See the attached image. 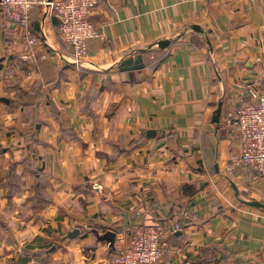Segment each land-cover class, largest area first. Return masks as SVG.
I'll list each match as a JSON object with an SVG mask.
<instances>
[{
	"label": "crops",
	"instance_id": "0c3cea01",
	"mask_svg": "<svg viewBox=\"0 0 264 264\" xmlns=\"http://www.w3.org/2000/svg\"><path fill=\"white\" fill-rule=\"evenodd\" d=\"M89 19L102 40L72 62L43 8L27 38L0 7V264H110L162 221L182 223L159 264H264V213L240 201L261 183L227 124L260 68L264 0H102Z\"/></svg>",
	"mask_w": 264,
	"mask_h": 264
},
{
	"label": "built area",
	"instance_id": "2783aa9c",
	"mask_svg": "<svg viewBox=\"0 0 264 264\" xmlns=\"http://www.w3.org/2000/svg\"><path fill=\"white\" fill-rule=\"evenodd\" d=\"M102 0H0L8 21L30 38L29 15L37 7L55 20L56 42L72 62L87 55L89 40H102L99 30L89 19ZM32 40L29 43L32 44ZM258 72L240 80L234 94L236 106L227 115V124L237 136L240 157L237 165L251 172L254 183H261L260 202L264 203V48L260 52ZM182 222L162 221L137 225L129 230L128 243L116 253L110 264H159L164 238L181 229Z\"/></svg>",
	"mask_w": 264,
	"mask_h": 264
},
{
	"label": "water",
	"instance_id": "95a60500",
	"mask_svg": "<svg viewBox=\"0 0 264 264\" xmlns=\"http://www.w3.org/2000/svg\"><path fill=\"white\" fill-rule=\"evenodd\" d=\"M47 2L50 3V2H52V0H47ZM193 29L199 30L198 27H193ZM169 43H170L169 41H161V42H158L157 45H158V47L163 49V48H167ZM141 53L142 52H139V54L135 58H127V59L123 60L118 66L119 70L124 72V71L136 70V69L143 68ZM220 112H221V102L218 103L217 109L214 112L213 122L219 123ZM146 135H147V137H149V136L153 137L155 135V133L153 131H149V132H147ZM232 186H233V189H234L236 195L238 196V190L236 189L234 184H232ZM240 201L242 204L264 213V203L263 202H260L257 200H247V201L240 200ZM78 234H79V230L75 229L67 236V238L73 239ZM97 239H98V241H101V242H107L110 248H114L115 232L107 231L103 235L98 236ZM53 250H54V248L51 249V251H53Z\"/></svg>",
	"mask_w": 264,
	"mask_h": 264
},
{
	"label": "rangeland",
	"instance_id": "374dc122",
	"mask_svg": "<svg viewBox=\"0 0 264 264\" xmlns=\"http://www.w3.org/2000/svg\"><path fill=\"white\" fill-rule=\"evenodd\" d=\"M245 199H241V200H255V199H251V198H247L246 196L244 197ZM259 201V200H258Z\"/></svg>",
	"mask_w": 264,
	"mask_h": 264
}]
</instances>
